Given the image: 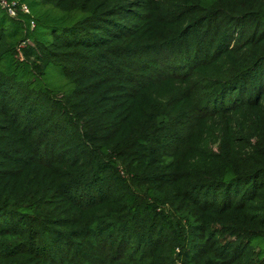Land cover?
Wrapping results in <instances>:
<instances>
[{"label": "trees", "instance_id": "1", "mask_svg": "<svg viewBox=\"0 0 264 264\" xmlns=\"http://www.w3.org/2000/svg\"><path fill=\"white\" fill-rule=\"evenodd\" d=\"M17 1L0 264H264V0Z\"/></svg>", "mask_w": 264, "mask_h": 264}, {"label": "built area", "instance_id": "2", "mask_svg": "<svg viewBox=\"0 0 264 264\" xmlns=\"http://www.w3.org/2000/svg\"><path fill=\"white\" fill-rule=\"evenodd\" d=\"M0 8L12 18H17L20 12L25 14H29L30 12L25 4H20L17 0H0ZM32 26H34V23H32ZM27 43L30 44L29 41ZM25 46V43L21 44L18 51L21 52L20 49Z\"/></svg>", "mask_w": 264, "mask_h": 264}, {"label": "rangeland", "instance_id": "3", "mask_svg": "<svg viewBox=\"0 0 264 264\" xmlns=\"http://www.w3.org/2000/svg\"><path fill=\"white\" fill-rule=\"evenodd\" d=\"M50 77H51L50 78V82L54 83L53 89L57 90V87L59 85H64L66 83L65 77L61 73H59L57 71L51 73Z\"/></svg>", "mask_w": 264, "mask_h": 264}]
</instances>
